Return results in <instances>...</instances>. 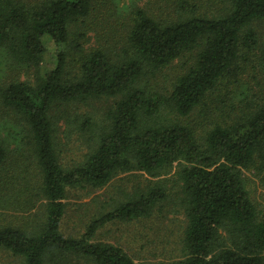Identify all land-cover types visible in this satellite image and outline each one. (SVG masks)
<instances>
[{
  "label": "trees",
  "instance_id": "obj_1",
  "mask_svg": "<svg viewBox=\"0 0 264 264\" xmlns=\"http://www.w3.org/2000/svg\"><path fill=\"white\" fill-rule=\"evenodd\" d=\"M227 2L224 13L207 16L192 1L177 0L174 19L154 18L136 7L122 53L111 59L79 41V25L91 15L92 0H0V49L34 69L32 82L5 83L0 99L27 125L45 201L44 218L36 226L0 224V248L21 256L24 264H143L95 236L107 223L149 216L168 196L164 185L135 190L91 218L78 236L60 230L66 188L103 187L130 169L150 176L174 169L186 225L183 256L167 264H264V212L251 201L242 176L264 155V101L232 123L213 124L203 135L179 120L206 103L222 77L236 76L240 48L256 45L254 32L244 29L253 19H264V0ZM43 35L69 47L57 52L45 73L39 70ZM194 47L193 63L170 90L142 83ZM261 56L264 64V45ZM71 62L74 73L68 70ZM100 96L119 98L107 110L92 151L81 163L62 166L49 116L52 105ZM83 125L93 124L85 117ZM7 150L0 140V170Z\"/></svg>",
  "mask_w": 264,
  "mask_h": 264
},
{
  "label": "rangeland",
  "instance_id": "obj_2",
  "mask_svg": "<svg viewBox=\"0 0 264 264\" xmlns=\"http://www.w3.org/2000/svg\"><path fill=\"white\" fill-rule=\"evenodd\" d=\"M30 1V0H29ZM177 0H92L91 15L80 24L79 38L85 49L99 48L111 59H117L126 44L130 17L134 8L145 9L154 18L174 19L173 5ZM201 14L218 16L227 0H190ZM224 13V12H223ZM251 30L256 45L240 48L234 66L236 76L222 77L206 97V103L186 117H180L199 134L215 123L229 124L238 120L244 111L264 101V64L261 49L264 45V19H253L244 32ZM75 31V29L73 30ZM243 34V33H242ZM76 38V35H72ZM45 51L40 72L52 69L58 51L68 45L55 44L48 35L42 36ZM198 47L184 52L155 75L143 78L154 89L170 90L175 78L193 63ZM70 63L69 72L75 69ZM34 69L18 65L0 49V88L11 80L33 81ZM119 96H100L84 101L55 103L49 116L53 123L54 144L59 163L70 167L81 163L92 151L97 133L106 124L107 110ZM85 117L93 124L83 125ZM0 140L8 156L0 170V224L33 227L44 218V199L39 195L40 175L31 146L27 125L13 109L0 99ZM244 186L256 208L264 212V155L256 158L242 173ZM164 185L168 196L158 203L152 213L131 221H114L100 228L95 241L120 246L135 261L143 264H167L182 258V237L186 218L179 204L180 181L174 169L159 176H150L136 169L115 174L103 187L79 186L66 188V208L60 230L64 236H78L91 218L111 210L117 202L131 196L135 190L153 183ZM0 264H24L22 257L0 248Z\"/></svg>",
  "mask_w": 264,
  "mask_h": 264
}]
</instances>
